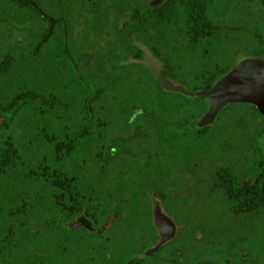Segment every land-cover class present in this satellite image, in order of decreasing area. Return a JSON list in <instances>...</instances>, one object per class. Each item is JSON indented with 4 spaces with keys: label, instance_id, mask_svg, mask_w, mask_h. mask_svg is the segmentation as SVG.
<instances>
[{
    "label": "trees",
    "instance_id": "trees-1",
    "mask_svg": "<svg viewBox=\"0 0 264 264\" xmlns=\"http://www.w3.org/2000/svg\"><path fill=\"white\" fill-rule=\"evenodd\" d=\"M9 1L13 5L31 10L35 17L45 21L47 26L41 37L36 40L30 56L20 55L19 52L0 54V264H110L116 254L109 246L107 248L100 245L97 238H103L104 235L92 232L79 220L84 216L96 227L102 224L106 215L94 213V209L99 206H96L95 201L93 203L89 183L80 179L83 177V169L80 171V168L72 166L67 168V163L74 155H84L76 149V143L90 136L89 123L96 118L92 98L107 95L133 97L134 91L139 94V89H121L105 85L106 73L90 71L79 63L87 54L82 50H75L73 41H70L67 19L64 18V28L59 18L62 14L72 15L71 9L67 12L69 7L62 9V14H59L47 11L44 0ZM102 1L104 15L112 20L104 30L138 33L176 29L186 35L191 50L208 44L218 30L209 16L211 0H164L159 5H155L151 0ZM82 4L85 6L86 2L82 0ZM85 21L83 11L77 10V15L76 12L74 14L76 25L79 24L82 28ZM93 30L102 29L95 22ZM57 32L61 34L63 53L76 73L78 85L70 83L71 86H68L66 82L54 88L57 81L54 71L61 68V55L54 52L55 49L49 53L50 68H55L53 72H45L43 62H30L31 57L37 58V53L43 50L51 39H55ZM255 37L259 48L252 54L263 56L264 33ZM137 39L141 40L140 37ZM124 46L129 51L127 56L141 58L142 51L137 45ZM96 53L99 55V52ZM233 63L235 62L205 65L204 69L197 73L200 84L194 88L188 85V89L211 88L217 79L229 71ZM102 65L105 67L104 56ZM121 66L123 68V65ZM47 72L49 75H46ZM62 74L64 75L63 71ZM98 76H103L101 84L98 82ZM159 90L161 96L181 95L166 92L162 87ZM75 92L76 97L82 100L86 116L71 127L58 129L57 123L62 122V118L56 117V114L66 106L67 101L73 105L71 98L75 97ZM205 104L207 106L204 98ZM244 107L247 108L243 112L244 115L250 114L264 122V117L251 104H231L221 113L227 109ZM205 109L204 107V111ZM46 113L51 116L46 117ZM237 120L242 121L241 118ZM103 127L102 118L97 117L96 128ZM261 137L264 145V130ZM79 159L82 160V157ZM229 176L227 172H217L216 183L222 187L225 200L234 214L264 209V181L258 179L254 182H243L233 176L232 181H226ZM143 218L121 214L112 224L121 225L119 234L125 241L122 251L128 250V242L133 239V235L127 234V231L133 229L132 232H137L135 229L140 228L149 234H152V230L156 233L154 225L150 224V228L139 227ZM201 230V235H198L196 230L184 233L185 229L182 227L176 238L159 251L176 244L183 249L196 246L199 249L210 239L205 235L204 228ZM181 232L184 236L180 239ZM140 235L143 236L142 233ZM143 238L146 239V236L141 237V241ZM155 239L157 236L153 238ZM193 252L198 253L197 250ZM65 253L71 256L70 261L61 259V255ZM132 255L129 254L130 257ZM232 257L239 261L246 260L245 256L239 254H233ZM131 262L129 260L126 264H132ZM195 263L218 264L202 256ZM223 264L230 263L225 260Z\"/></svg>",
    "mask_w": 264,
    "mask_h": 264
},
{
    "label": "rangeland",
    "instance_id": "rangeland-1",
    "mask_svg": "<svg viewBox=\"0 0 264 264\" xmlns=\"http://www.w3.org/2000/svg\"><path fill=\"white\" fill-rule=\"evenodd\" d=\"M92 2H94L92 5L93 10L88 9L89 6L85 7L82 0H44L43 2L45 8L48 9L47 11L52 12H59L69 7L67 12L69 13L71 9L72 17H74L75 12L77 15V10L81 9L83 11V16H86L84 26L81 28L78 26L79 24L72 25L73 35L76 39H74L76 42L75 50H82L87 54L90 53V55L96 50L109 51L110 46L108 47L103 41V37L99 36L102 33L112 35L108 38L109 40L119 38V35H115L118 32L104 30L112 20L104 15L103 1L94 0ZM209 16L215 22L218 30L208 44H203L197 49H189L188 38L179 30L171 29L157 32L163 38L159 44L161 58L168 60L169 65L172 66V74L177 79L175 80L177 83L184 82L194 88L200 84V81L197 80V73L204 69L205 65H212V63L232 64V61L236 62L241 58L258 57L252 53L259 48L255 35L264 33V2L262 0H211ZM67 18L70 17L67 16ZM95 22L102 30H93ZM45 28L46 22L35 17L31 10L13 5L9 0H0V54H6L7 52L16 54L19 52L20 55L30 56L29 54L32 52L36 40L41 37ZM90 33H96L99 37H96V35L91 36ZM56 34L55 39H51L46 47L37 53V58L31 57L30 62H43L45 72L47 70L53 72L55 68H50L49 53L50 50L55 49L54 52L61 55V71H54L57 80L54 88H58L66 82L68 86H71V84L78 85V83L76 84V73L67 56L63 53L61 34L60 32ZM99 55L102 54L99 53ZM99 55L91 56L90 59L87 58L85 67H92L94 63H100ZM103 68L102 65V74L105 73ZM46 75H49V73L47 72ZM137 89H139V94L134 91L135 95L133 94V97L142 95V89ZM73 96H75L71 98L73 105L70 101H67L66 106L56 114V117L62 118V122L57 123L58 129H63L65 126L71 127L72 124H77L83 116H86L83 112L82 100L76 97V92L73 93ZM111 97L117 98L119 95H107L94 99L93 109L95 112L94 118H96L89 123L90 136L86 140L82 139V141L76 143V149L84 155H74L67 163V168L72 166L80 168V171L83 169V177L80 179L89 183V192L94 198L93 203L95 201L96 206H99V208L94 209V213L106 215V218L111 214L104 212L111 209L116 210V207L112 205L116 202V199L109 196V194L115 192L112 193L111 191L108 194L106 184L97 182L93 178L108 175L107 166L103 161L104 149L102 146L108 143L109 129L113 128L112 124L117 120L114 113L117 111L118 106V98L114 100ZM204 107L207 108L206 104ZM246 109L244 107L225 110L219 115L216 123L205 128L204 134L200 136L191 133H164L165 131L158 130L155 127H153V132L144 131L139 133L142 143L166 146V149L163 150L165 162L171 159L170 153L174 152L173 148L167 147L169 145H181L182 149H186L184 154L187 155V160L190 159V162L196 161L199 163L202 161L201 156L204 155L203 165L199 164L198 168H189V171L194 174L204 176V214L173 215V217L185 229L184 233L196 230L197 234L201 235V228H204L205 235L210 239H207L206 245L199 247V249L196 245V247L188 249L178 247L177 244L166 247L157 254L160 260L164 262L160 264H167L169 258L174 259L177 264H196V260L201 256L218 264H223L225 260H228L230 264H264V209L240 215L234 214L225 200L222 187L216 183V174L221 169L242 178L248 170L251 160H259L261 157L259 146L262 141L259 139L264 130V126H262L264 122L250 114L244 115L243 112ZM196 110V108L191 109L177 115V121L184 122L185 115H191ZM111 114H113V117H111ZM50 116L51 114L46 113V117ZM97 117L102 118L103 128H96ZM239 118L242 121L238 122L237 119ZM114 127H121L120 130L129 129L127 124H120V126L118 124ZM176 152L180 153L177 148ZM145 155L142 152L140 159ZM79 157H82V160ZM161 159L164 160L162 157ZM63 200H65L64 197ZM118 209L121 212L124 210L123 208L121 210V207ZM136 216L144 217L140 221L139 227L150 228V224L153 226L152 219L148 217H151V215ZM120 226L111 224L105 230L104 237L97 238L100 245L107 248L109 246L116 254L110 264H125L129 254H135L139 247L142 246L144 249L148 244L157 240H153L157 236V231L154 233L152 230V234H149L144 230L142 232L140 228H136L135 230L138 231H133L135 232L133 233V229H131L127 231V234L133 235V239L128 242V250L122 251V244H125V241L120 238ZM141 233L146 236V239L143 238L142 241L141 237L143 236L140 235ZM184 233H180V239L184 236ZM196 250L198 253L193 252ZM120 251L122 252L119 254ZM65 254L61 255V259L70 261L71 256L68 253ZM233 254L245 256L246 260L239 261L232 257ZM183 257H186V259L184 260Z\"/></svg>",
    "mask_w": 264,
    "mask_h": 264
},
{
    "label": "flooded vegetation",
    "instance_id": "flooded-vegetation-1",
    "mask_svg": "<svg viewBox=\"0 0 264 264\" xmlns=\"http://www.w3.org/2000/svg\"><path fill=\"white\" fill-rule=\"evenodd\" d=\"M84 1L86 2L85 7L89 6L88 9L92 10L91 8H93L92 5L94 2ZM60 12L61 11L58 13L60 14ZM67 16L70 18H67ZM67 16L62 14L59 18L62 22V26L65 28L64 18L66 17L70 41H73L75 46L76 39L73 35L72 25H76V23L72 15ZM78 26L81 27V25ZM96 33H90V35L94 36ZM108 35L102 33L99 36L103 37V41H105L108 47L110 46L109 51L101 52V50H96V52L98 51L102 54L99 60L100 63H94V66L96 65L95 68L92 65V67H87V69L97 73L102 72L101 64L104 56L105 67L103 70L106 73H104L106 78L105 85L116 86L121 89L129 87L141 88L142 95L134 97L119 96L117 97L118 99L115 97L118 106L117 111L114 113V117L117 120L115 123L113 122V128L111 127L109 129L108 143L102 146L104 149L103 161L107 166L108 175L95 176L93 178L97 182L106 184L108 194L111 191L112 193L113 191L115 192L114 194H109V196L116 199V202L112 204L116 207V210L113 211L111 209L112 211L108 210L104 213H115L118 216L119 214H149L152 219L153 209L155 205L159 203L172 217L173 215L204 214V176L196 175L189 171V168H198L199 164L203 163L204 155L201 156V162H190V159L187 160V155L184 154L186 149H182L181 145H169L167 147L170 149L173 148L174 152L170 153L171 159L165 162L166 159L163 157V150L166 149V146L161 144L142 143L139 133L144 131L153 132V127H155L158 130L165 131L164 133H191L200 136L204 134L205 128L216 123L221 112L218 114L213 124L206 127H198L196 125L197 118L203 115L209 107L207 102V108L204 111V97L195 98L182 93H178L181 95H160L159 89L162 85L156 77V74L143 62L145 53L142 49V46L147 47L152 55L160 61L161 74L163 77L172 81L177 80L175 77H172L173 68L169 65L168 60H163L160 57L159 44L163 38L159 36V33L153 31L138 33L121 32L115 34L117 36L119 35V38H113L112 40L108 39L112 37V35ZM99 36L96 35V37ZM158 36L159 38H157ZM138 37H140L141 40H138ZM131 39H133V42H131ZM129 44H135L141 49V58H136L134 55L127 56L129 51L124 45L129 46ZM96 52L94 51L92 55H90V53H85L87 54L86 58L81 62L79 61V63L85 67V60L87 58L90 59L91 56H97ZM88 63H90V61H88ZM121 65H123V68ZM101 77L103 76H98V82L100 84L102 83ZM179 84L188 91H194L188 89L187 83ZM163 90L170 92L164 88ZM115 98L111 97V99L114 100ZM92 99L94 101L96 98ZM195 108L197 110L191 115L185 113L184 122L180 123L177 121V115H181L183 112H188V110ZM111 117H113V114H111ZM118 124L119 126L120 124H127L129 129L120 130L121 127H114ZM261 136L259 139L260 141H262ZM259 147L261 150L260 159L251 160L249 168L242 178H238L225 169L220 170V172H227L230 174L226 181H232V176L236 180H242L243 182L247 180L254 182L258 179L264 181V145L261 144ZM176 148L180 153L176 152ZM142 152L146 155L140 159V154ZM161 157L164 158V160H162ZM246 176L249 177L246 178ZM261 177L263 178L261 179ZM120 207L121 210L122 208L124 209L122 212L118 209ZM176 222L178 223L177 220ZM101 225L96 227L92 226V232L104 235L105 230L108 229L109 226L104 232H97L96 229ZM178 225L179 229L176 236L182 228V225L179 223ZM157 240L155 242H157ZM155 242L148 244L144 249L142 246L139 247L137 249L138 251L135 252L132 257H127L125 264L129 263V260L132 261V264L162 263L163 261L157 256L161 248L150 254H146L148 248ZM167 264L177 263L174 259L169 258Z\"/></svg>",
    "mask_w": 264,
    "mask_h": 264
},
{
    "label": "water",
    "instance_id": "water-1",
    "mask_svg": "<svg viewBox=\"0 0 264 264\" xmlns=\"http://www.w3.org/2000/svg\"><path fill=\"white\" fill-rule=\"evenodd\" d=\"M162 1L153 0V3L159 5ZM142 49L145 53L143 62L156 74L165 90L195 98L204 97L207 100L209 107L203 115L197 118L196 125L198 127L213 124L218 114L231 104H251L264 117V57L250 56L238 59L227 73L215 81L211 88L188 91L179 83L163 77L160 61L152 55L147 47L142 46ZM118 219L117 214H111L96 231L104 232L108 226ZM79 220L83 222V225L93 229L84 216H81ZM152 222L158 231V240L148 248L146 254H150L170 243L179 229L176 220L159 203L153 209Z\"/></svg>",
    "mask_w": 264,
    "mask_h": 264
}]
</instances>
